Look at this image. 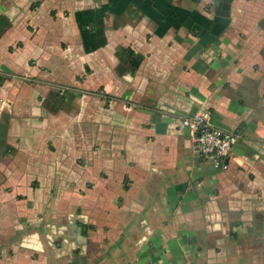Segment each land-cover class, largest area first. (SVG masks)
I'll return each mask as SVG.
<instances>
[{
    "label": "crops",
    "instance_id": "obj_1",
    "mask_svg": "<svg viewBox=\"0 0 264 264\" xmlns=\"http://www.w3.org/2000/svg\"><path fill=\"white\" fill-rule=\"evenodd\" d=\"M0 264H264V0H0Z\"/></svg>",
    "mask_w": 264,
    "mask_h": 264
},
{
    "label": "built area",
    "instance_id": "obj_2",
    "mask_svg": "<svg viewBox=\"0 0 264 264\" xmlns=\"http://www.w3.org/2000/svg\"><path fill=\"white\" fill-rule=\"evenodd\" d=\"M210 112L201 110L191 116H182L180 125L190 135L191 154L217 170L228 168V158L237 141L234 131L215 127L210 122Z\"/></svg>",
    "mask_w": 264,
    "mask_h": 264
},
{
    "label": "trees",
    "instance_id": "obj_3",
    "mask_svg": "<svg viewBox=\"0 0 264 264\" xmlns=\"http://www.w3.org/2000/svg\"><path fill=\"white\" fill-rule=\"evenodd\" d=\"M82 228H84V227H82Z\"/></svg>",
    "mask_w": 264,
    "mask_h": 264
}]
</instances>
